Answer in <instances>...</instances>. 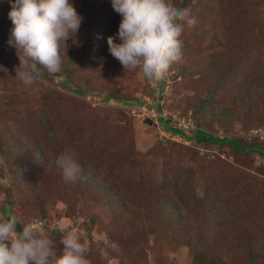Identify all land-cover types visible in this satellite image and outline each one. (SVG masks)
<instances>
[{
    "label": "rangeland",
    "instance_id": "rangeland-1",
    "mask_svg": "<svg viewBox=\"0 0 264 264\" xmlns=\"http://www.w3.org/2000/svg\"><path fill=\"white\" fill-rule=\"evenodd\" d=\"M70 2L82 16L75 37L65 42L68 48L66 57L70 52L73 54L74 61L69 63L73 74L67 75V62L62 58V70L57 75L44 76L30 86L24 85L15 76L14 69L19 65L16 51L0 44V124L17 116L22 118L21 126L29 122L27 129L32 138H37L41 131L36 116L38 109L47 106V102L49 109L46 110L54 132L57 133V129L64 132L65 129L75 130L73 136L78 141L86 137L92 140L106 152L103 153L106 163L109 155L117 171L131 165L132 160H137L143 153L154 171L157 169L162 175L168 171L176 176L175 181L185 192L184 200H177L182 207L179 211L194 213L197 208L200 210L204 203L194 195H201L202 190L213 184L218 188V213L224 216L232 214L230 221L242 224L243 231L245 226L264 227V156L256 151L234 154L231 145L220 147L197 143L187 137L191 133L171 129L163 122L148 124L146 120L151 118L143 116L141 110L143 107L154 108L193 118V109L199 100L208 97L209 102L201 111V128L226 137H241V144L253 142L252 131L259 130V138L263 141H257L263 145L264 0H173L177 7L188 8L197 23L193 27L184 25L180 37L186 40L182 48L183 60L170 68L163 81L164 91L159 106H153L157 84L147 81L139 69L124 70L119 61L111 64L108 59L111 54L107 37L112 36L119 42L116 33L121 19L113 10L111 0H87L86 5H81L80 0ZM213 61L220 64L219 70L229 67L233 75L225 76L218 84L216 80L220 76L216 71L212 67L203 69L204 63ZM200 64L202 70L198 71ZM74 88H81L84 94H75ZM245 94L248 98L243 97ZM111 95L123 99L136 98L143 103L139 106L109 104L103 97ZM81 115L88 119L85 127L89 134L81 132L79 124L70 123ZM15 126L20 125L16 122ZM63 139L64 134L57 139L60 143L57 145L62 144L69 150ZM55 141L50 139L51 145L40 144L45 155L49 149L50 160L56 155L58 157L60 148H63L61 146L59 151L54 149ZM148 151L151 154L147 155ZM29 154L36 159L32 151ZM27 156L28 152L15 154L6 168L2 167L0 157V203L7 194L13 200H20L27 194V187L42 186L44 180L39 182L36 176L34 182L21 184L20 174L32 160ZM52 165L46 171H53L51 175L56 193H53V203L46 207L45 218L40 219L39 212L31 203L27 204L30 208L26 205L13 214L20 220L35 221L37 226H42L56 244L57 254L63 247L59 242L61 234L58 229L67 224L80 233L81 243L87 248L86 258L91 264H191L192 251L185 240L188 235L183 238L185 233L182 232L179 244H172L170 234L173 230L157 223L154 232L142 231L149 234L148 239H144L140 223L145 222V218L142 221L137 218L130 228L131 221L125 223L128 235L137 234L139 237L133 252H123V245L118 243L115 251H111L107 258L102 257L100 248L103 245L98 242V237L109 230L116 233L124 229L111 221L114 220L112 211L115 209L106 205V194L98 188L94 191L86 180L66 183L61 169L56 163ZM35 168L40 170L37 175L46 177L45 169L39 165ZM30 179V176L26 177V180ZM141 198L135 193L131 196L133 203L142 202ZM154 200L147 201V210H150L147 214H151L147 221L155 223L157 218L153 213L157 209ZM18 203L22 206L24 202L20 200ZM85 205L89 209H85ZM91 209L100 215L95 225H90L89 217H86ZM20 229L18 224L17 231ZM258 237L250 239L252 245L264 248L262 232ZM240 242L238 244L243 245ZM242 257H247V254L243 253Z\"/></svg>",
    "mask_w": 264,
    "mask_h": 264
},
{
    "label": "trees",
    "instance_id": "trees-1",
    "mask_svg": "<svg viewBox=\"0 0 264 264\" xmlns=\"http://www.w3.org/2000/svg\"><path fill=\"white\" fill-rule=\"evenodd\" d=\"M86 1L87 0H80L81 5H86ZM10 8V0H0V44L15 50V48L8 43L12 29V22L8 16ZM182 41L183 44L186 43V40ZM67 50L68 48L65 49V55H67ZM60 54L67 62L65 65V72L67 75L73 74V67L71 68L69 66V63L74 61L73 54L70 52L68 57H66L64 55L63 45H61ZM112 57L111 55L108 59L111 64H114L118 60H113ZM201 65L202 64L199 65L198 71L202 70ZM210 67L220 76V79L216 80L218 84L220 83L218 81H222L225 76L228 77L233 75L229 67L219 70L220 64L215 61L209 64L204 63L203 65L204 71ZM44 76L49 77L50 75L45 72ZM163 81L157 83L156 101L153 106H159L158 102L164 91ZM73 90L75 94H84L81 88H74ZM243 97L248 98L246 94L243 95ZM259 98H262V95ZM103 99L109 104L123 103L139 106L143 103L136 98L123 99L112 95L109 97L105 96ZM209 99L208 97H203L199 100L197 107L193 109V118L184 116L187 119L193 120L191 121L194 123L195 128L192 130H183L169 121H164L160 118H151L152 124L163 122L171 129H177L179 132L191 133L187 137L192 138L197 143L204 142L205 145L216 144L220 147L231 145V150L234 154H240L244 151H256L264 156V144L260 145V142H258L261 140L263 141V139L259 138L258 133H252L253 142L248 143L244 141L243 144H241V137H226L201 128L202 121L200 119L203 118L201 117V111H203L205 105L208 104ZM45 103L47 106L39 108L36 116L41 131V134L37 138H32V133L27 129L29 122L26 121L25 126H21L23 124L22 118L20 119L17 116H12V121H4L0 124V157L2 158V167H8L9 161L12 160L13 156L17 153L28 152L27 159L32 158L29 154V151H32L33 157L36 159L32 158L29 167L24 168L23 172L20 174V182L21 184L22 182H34V176H36V180L39 182L44 180L42 186L27 187L25 190L27 194L23 199L19 198L24 202L22 206L18 203L20 200H13V198L7 194L6 199L0 203L1 214H7L9 211L13 213L14 211L25 208L28 203H31V206L35 207L39 212L40 219L45 218L46 207L53 203L55 199L53 193H56L51 175L53 171L50 170L47 172L46 169L53 166V163H56L55 157L57 158V155L53 160H50L49 149L45 155L41 149L43 146H40V144H49L50 139H56L54 142L56 144L53 148L59 151V148L63 145H57L60 144L57 139H61L64 134L65 139L63 140L66 142L67 148L75 154L83 168V175L86 177L84 180L88 182L94 191L98 188L105 193L107 197L106 205L115 209L112 211L114 220L111 221L117 223L116 225H121L125 230L121 229L116 233L109 230L106 234L115 244L119 243L123 245V252H133V247H137L138 245L135 241L139 239V237L137 238V234L128 235V227L126 228L125 223L131 221L130 228L137 218H140V220L145 218V222H141L142 220L139 221L141 222L140 224H142L140 227L141 233H143V230H151L149 233H152L154 229H156L157 223H162L173 230L170 234V241L172 244H179L180 239H182V232L185 233L183 238L188 235L185 240L188 243L187 246L189 250L192 251V253L190 252L191 264H264L263 246L255 247L250 240L252 237L257 238L260 236L261 232L264 235V231H262L264 227L262 225L256 226L255 228L245 226L246 230L243 231L242 224L238 225V222L230 221L233 217L232 214L224 216L218 213L216 207L218 188H214L213 184L202 190L201 195H194L199 202L204 203L200 210L197 208L194 213L179 211L182 210V207H179L177 200L183 201L185 192H183L180 184L175 181L176 176L168 171H164L163 175L157 169L154 171L148 166L147 160L145 159L146 155L143 153L140 154L137 160H132L131 165L120 167V172L117 171L116 169L118 168L110 162L109 155L106 158V163L103 157V153L106 152L101 148L102 152L100 146L96 145L92 140H88L86 137L78 141V138L75 139L73 136L75 130L70 131V129H65L64 132V130L57 129V133L54 132L55 128L52 127L51 121H49L50 115L46 110V108L49 109V106L47 102ZM76 119L77 120H73L70 123L79 124L81 132L89 134V131L85 127L88 119L84 118L82 115L78 116ZM16 122L20 125L17 126L18 128L15 126ZM31 144L33 146H30ZM37 146L40 149H38ZM65 150L66 148L64 146L60 148V152ZM105 150L107 151V149ZM149 154H151L150 151L147 152V155ZM38 165L42 169H45L46 177L37 175V171L40 170H36L35 167ZM27 176H30L31 179L26 180ZM133 193L139 194L140 197L142 196V202L138 201L133 203L131 200ZM152 198H155L154 203H156L157 209L155 213L152 212L154 214L153 216L157 218L155 223L147 221L151 216V214H147V212H150V210H147V201ZM27 206L28 208L31 207L30 205ZM13 207L16 209L13 210ZM84 208L89 209V206L85 205ZM125 214L127 215L124 218ZM86 217H89L90 225H95L99 222L100 215L93 213L91 209V211L86 214ZM44 225H46L45 222ZM150 225H153V228H150ZM141 237L144 239L146 237L148 239L149 234L145 232ZM126 239L128 241H126ZM239 242L243 243V245H239ZM243 253H246L247 257H242Z\"/></svg>",
    "mask_w": 264,
    "mask_h": 264
},
{
    "label": "clouds",
    "instance_id": "clouds-1",
    "mask_svg": "<svg viewBox=\"0 0 264 264\" xmlns=\"http://www.w3.org/2000/svg\"><path fill=\"white\" fill-rule=\"evenodd\" d=\"M10 2L12 29L8 43L15 48L19 60L15 76L30 86L45 72L50 76L58 74L63 64L61 45L65 55V42L75 37L82 16L70 0ZM111 5L121 19L116 33L119 42L107 37L110 54L124 70L139 69L153 85L165 80L170 68L183 60L180 37L184 25L195 26L196 18L173 0H111ZM56 164L66 183L86 179L72 151H62ZM17 224L21 225L19 231ZM58 231L63 246L59 254L56 244L35 221L20 220L11 211L0 214V264H91L80 233L67 224ZM98 242L103 245L100 255L104 258L118 247L106 233L98 237Z\"/></svg>",
    "mask_w": 264,
    "mask_h": 264
},
{
    "label": "built area",
    "instance_id": "built-area-1",
    "mask_svg": "<svg viewBox=\"0 0 264 264\" xmlns=\"http://www.w3.org/2000/svg\"><path fill=\"white\" fill-rule=\"evenodd\" d=\"M141 110L143 116H148L150 118H160L164 121H169L170 123L174 124L175 126L183 130L186 129L192 130L195 128L194 123L190 119H187L178 113H170V112H166L165 110L157 111L154 108H146V107L141 108ZM258 131L259 130H253L252 133H260Z\"/></svg>",
    "mask_w": 264,
    "mask_h": 264
},
{
    "label": "water",
    "instance_id": "water-1",
    "mask_svg": "<svg viewBox=\"0 0 264 264\" xmlns=\"http://www.w3.org/2000/svg\"><path fill=\"white\" fill-rule=\"evenodd\" d=\"M146 122H147L148 124H152V121H151L150 119H148V118H147Z\"/></svg>",
    "mask_w": 264,
    "mask_h": 264
}]
</instances>
